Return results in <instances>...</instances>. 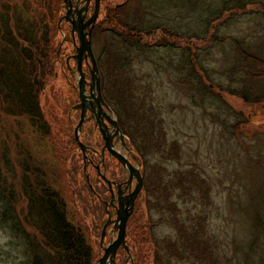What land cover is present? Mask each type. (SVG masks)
<instances>
[{
	"label": "rangeland",
	"instance_id": "obj_1",
	"mask_svg": "<svg viewBox=\"0 0 264 264\" xmlns=\"http://www.w3.org/2000/svg\"><path fill=\"white\" fill-rule=\"evenodd\" d=\"M7 1L21 9L33 2ZM57 1L60 19L72 13L66 0ZM241 1L247 4L245 9L228 11L213 23L210 36L200 39L197 37L206 34L202 33L206 24L199 29L195 20L201 14L213 18L233 2L103 0L93 52L105 63L110 103L105 101L113 110L105 108V115L117 120L128 148L119 138L122 142L112 140L115 151L137 166L144 179L127 224L126 245L131 253L119 250V264H146L143 254L147 264H264V65L242 57L235 43L264 59V0ZM49 4L50 0H45L41 6L49 9ZM88 16L81 17L83 25L91 21ZM67 22L59 23L58 71L40 98L51 137H40L24 118L2 117L0 128L14 129L28 138L29 152L40 158L35 165L45 171L66 200L69 220L87 229L96 253L94 264H98L105 255L102 248L110 243L108 235L102 246V229L108 221L115 222L112 210L119 207L114 196L113 205L108 204L107 186H100L103 181L108 183V178L103 175L107 181L100 180L97 171L102 167L97 166L96 171L91 164L93 149L102 153L104 141L90 109L83 119L80 142L75 140L83 109L75 108L81 101L77 64L72 57L80 47L81 30L73 36L74 25ZM123 23L135 29L140 25L147 31L159 29L147 35ZM121 28L128 31H121L118 37L102 34ZM197 67L203 70L197 73L203 77L198 80L194 76ZM89 71L85 64L88 86ZM246 87L259 101H244ZM89 92L87 88L86 95ZM105 115L102 118L112 134ZM241 121L244 123L239 124ZM6 140L11 141L9 137ZM67 141L75 144L67 146ZM101 157H96V164ZM106 163L109 170H118L122 182L129 179L130 169L113 154H106ZM2 246L8 248L7 236L0 232V264L23 263L18 261L20 256L13 260L3 252Z\"/></svg>",
	"mask_w": 264,
	"mask_h": 264
},
{
	"label": "trees",
	"instance_id": "obj_2",
	"mask_svg": "<svg viewBox=\"0 0 264 264\" xmlns=\"http://www.w3.org/2000/svg\"><path fill=\"white\" fill-rule=\"evenodd\" d=\"M44 2L45 0H33L32 10L31 5L21 9L18 4L14 6L11 1L0 0V125L2 117L24 118L43 139L51 137L52 132L49 122L44 120L40 98L46 85L58 71L57 38L62 33L59 28V1L50 0L49 9L41 6ZM228 2L234 4H231V7L224 5V9L220 10L217 16L205 19V14H201L198 20H195L194 26H199V29L201 25L206 24V30L202 31L206 33L205 36L197 38H207L213 29V23L224 17L228 11L245 9L247 6L241 0L236 3L234 0ZM13 9L17 11L13 13ZM123 24L128 29H135L132 24ZM143 27L144 25H140V28L136 29H139V33L145 31L147 35L159 29L152 28L147 31ZM126 28L106 30L102 34L112 33L118 37L121 31H128ZM96 39L94 37L93 45ZM235 43L240 46L242 57L264 65V59L261 60V57L254 53H248L241 47L242 44ZM96 60L102 75L103 96L108 101L105 63L100 56ZM87 64L91 69L90 62ZM195 70V78H203L197 74L203 70L199 67ZM249 72L251 70L248 68ZM203 81V85L207 86L208 82ZM247 89L248 87L244 88L242 98L247 103H252L249 99L254 100L255 97L250 93L251 90ZM241 95L239 93V97ZM115 111L119 117L116 109ZM63 126L65 127L64 124ZM62 131L64 132L63 129ZM20 134L14 129L0 128V232L7 236L8 245L6 250L3 246L1 250H5L13 260L16 255L20 256L18 261L23 262L22 264H94L96 253L87 237V229L74 225L69 220V209L61 190L55 188L45 171L35 165L36 160L40 158L29 152L26 144L29 140ZM6 137L11 141L6 140ZM72 144L75 143H66L67 146ZM90 191L92 197L96 195L92 189ZM141 237L147 239L144 233ZM141 256L147 264L146 255Z\"/></svg>",
	"mask_w": 264,
	"mask_h": 264
},
{
	"label": "water",
	"instance_id": "obj_3",
	"mask_svg": "<svg viewBox=\"0 0 264 264\" xmlns=\"http://www.w3.org/2000/svg\"><path fill=\"white\" fill-rule=\"evenodd\" d=\"M70 3V0H66L65 4L68 6ZM99 2L96 3V10L94 12V15L91 17V21L88 22V24L81 23L83 19L81 17L78 18L79 24H76V22H71V24L74 25L73 31L74 33L76 30H81L79 31V39H80V47L77 48L76 53L72 59L73 61L76 62L77 64V72L79 75L78 78V83L77 86H79V97L81 103L78 104L75 108L78 109H83L81 119L79 124L77 125V128L75 129V140L76 142H80V137L79 133L81 132L82 125L84 123V116L87 113V110L90 109L91 113L93 116H96L97 123L99 126V130H101V133L103 135V141H105L106 145L105 148L103 149V152L108 149L111 154H113L121 163H124V165L130 169V173H132V177L137 178V185L135 187V190L133 192H130L129 195L125 197L124 200H122V196L119 197V203H118V211H117V219L115 222L113 221H108L104 227H103V233L101 236V241H102V246L104 244V239L107 234V228L110 225H114L113 230H117V237L115 240L108 245V247H104V252L105 255L103 258H101L98 261V264H116V256L118 254V249L120 247H124L126 250H128V246L126 245V235H127V224L129 221V217L132 215L134 209H135V202L137 197L139 196L138 194L142 191L143 189V177L142 174L140 173V170L138 167H133L127 162V159L125 157H122L118 152L115 151L114 148V142L112 134H110V131L108 130L106 124L104 123V119L102 118V115H105L106 112L105 110L107 109L109 112L113 113V110L111 107L108 106V104L105 101L104 96L102 95V85H101V76L99 74V66L96 60L95 52H93V41H92V28L89 29L87 33H85L84 29L87 27H90L91 25H94L95 22L97 21V16H98V11H99ZM60 25L63 21H70L69 16L66 15L60 19ZM82 24V25H81ZM73 33V34H74ZM71 58L67 60V63H69ZM84 62H87L91 64V72L90 75L92 76L91 81L89 82L90 86V92L89 95H86L87 93V79L86 75L84 73ZM106 108V109H105ZM107 119H109L110 123L112 124L113 129H115L116 135L123 140V145L125 146V149L128 150L126 147V142L122 138V131L120 127L118 126V122L116 119L111 120V117L104 116ZM103 119V121H102ZM82 143V142H81ZM81 149L86 152V146L82 143ZM86 147V148H85ZM106 181V177L102 176ZM131 177V178H132ZM109 183V182H108ZM110 185V184H109ZM111 186V185H110ZM114 196V192H112ZM115 197V196H114ZM113 205V202H112Z\"/></svg>",
	"mask_w": 264,
	"mask_h": 264
},
{
	"label": "flooded vegetation",
	"instance_id": "obj_4",
	"mask_svg": "<svg viewBox=\"0 0 264 264\" xmlns=\"http://www.w3.org/2000/svg\"><path fill=\"white\" fill-rule=\"evenodd\" d=\"M96 1L97 0H72V2H70L69 3V7L70 8H72L73 9V11H72V13L71 14H68V16H69V20H70V22H78L79 20H78V18L79 17H87V15H89L88 17L90 18L91 16H93L94 15V12H95V10H96ZM102 4H103V0H99V6H98V8H99V11H98V16H97V21L99 20L98 19V17L102 14ZM92 5V6H91ZM65 6H66V4H65ZM120 7H117L116 9H115V11H116V14H117V12H118V9H119ZM90 11V12H89ZM109 11H111V10H109ZM67 9H66V14H67ZM106 13V11L105 12H103V14H105ZM64 16H66V15H64ZM107 16V15H106ZM110 15L108 14V17H109ZM89 18H85L86 19V21L87 20H89ZM103 18V17H102ZM97 21L95 22V24L94 25H91L90 27H87V28H85V30H86V33L89 31V29L90 28H92V39H93V34H94V29H95V27H96V25H98V23H97ZM70 22H67L68 24H70L71 25V27L73 26ZM75 34H76V32L73 34V36H75ZM93 41V40H92ZM84 64V72H85V64H87V62H84L83 63ZM88 65V64H87ZM89 73L91 72V69L89 68ZM91 78H92V76H91ZM91 78H90V81H91ZM102 85V84H101ZM87 86V88H89L90 89V86H88V85H86ZM102 88H103V85H102ZM103 95V94H102ZM89 112V111H88ZM88 114V113H87ZM92 114V113H91ZM92 116H93V114H92ZM94 118H96V116H93ZM92 117V118H93ZM119 126V125H118ZM98 128H99V126H98ZM113 129V128H112ZM101 131V130H100ZM112 135H114V139H113V141H115L116 142V140L115 139H119V137L116 135V132H115V129H113V133H112ZM118 137V138H117ZM120 140V139H119ZM121 141V140H120ZM122 142V141H121ZM105 145H106V143H105V141H104V144H103V148L101 149V151L100 152H102V153H99V152H97V150L96 149H93V151L94 152H92L93 154H91V156H90V158H91V160H93L92 161V163L91 164H93V167L96 169V171H97V166H100V170H99V172L97 171V175L100 177V180H102V176L103 175H106L107 176V178H108V181L110 182V185H112V190H113V192H114V199H113V194H112V192H111V187H110V185H108V183H105V181H103L102 182V185H100L101 187H103V188H105L106 186H107V190H108V192H109V195H110V202L108 203L109 205L111 204V202H112V199H113V201H114V204H118L119 203V197L120 196H122V200H124L125 199V197L127 196V195H129L130 194V192L132 191V190H134L132 187L134 186V183L136 182L137 183V178L136 177H132V173L130 174L129 173V179L127 180V181H124V182H122L120 179H121V176H120V174H118V170H109L108 169V167H107V163H106V154L107 153H109V155H112L111 154V152H109L108 151V149H106L104 152H103V149L105 148ZM101 154H102V159L101 160H99L98 161V164H96V162H95V160H96V157L97 156H101ZM103 154H104V156H103ZM110 157V156H109ZM135 160V159H134ZM95 162V163H94ZM136 166V165H135ZM116 167H119V165H117ZM137 167V166H136ZM140 170V169H139ZM104 173V174H103ZM140 173H141V171H140ZM142 174V173H141ZM132 177V178H131ZM142 177H143V175H142ZM127 178V177H126ZM143 182H144V179H143ZM135 183V184H136ZM100 184H101V182H100ZM144 187V186H143ZM143 190V189H142ZM142 192V191H141ZM140 192V193H141ZM140 193H139V195H140ZM120 195V196H119ZM113 207V206H112ZM111 208V207H110ZM113 211V215H115V216H117V211H116V209H114V210H112ZM108 215L109 216H111L112 215V213H108ZM112 227V228H111ZM110 228V230H111V232L109 233L108 232V229ZM112 230H113V225H110L108 228H107V235H106V237H105V239L107 240V237H108V235H110V237H109V242L110 243H112L113 241H114V239L116 238V236H117V233H118V231L117 230H115V231H113V233H112ZM105 241V240H104ZM109 243V244H110ZM104 246H106V245H104ZM121 249H118V254H119V250H123L124 249V251L123 252H125V253H127L128 255L131 253V251H130V249L128 248V250H126L124 247H120ZM102 253H104V249L102 248ZM118 254H117V256H116V261H115V263L116 264H119V263H117V258L118 257H120L121 256V254L118 256Z\"/></svg>",
	"mask_w": 264,
	"mask_h": 264
}]
</instances>
